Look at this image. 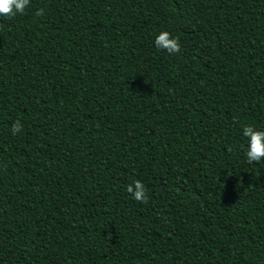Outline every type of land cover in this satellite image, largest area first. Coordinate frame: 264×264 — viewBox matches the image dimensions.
<instances>
[{
    "label": "trees",
    "instance_id": "1",
    "mask_svg": "<svg viewBox=\"0 0 264 264\" xmlns=\"http://www.w3.org/2000/svg\"><path fill=\"white\" fill-rule=\"evenodd\" d=\"M245 126L264 130V0L0 16V264H264Z\"/></svg>",
    "mask_w": 264,
    "mask_h": 264
},
{
    "label": "clouds",
    "instance_id": "2",
    "mask_svg": "<svg viewBox=\"0 0 264 264\" xmlns=\"http://www.w3.org/2000/svg\"><path fill=\"white\" fill-rule=\"evenodd\" d=\"M31 0H0V16L14 17L23 14L25 9L30 5ZM43 9H40L39 15H43ZM155 44L160 49H165L169 54H175L181 51L179 37L173 38L167 31L161 32L155 40ZM23 128L20 121L12 125V133L16 135ZM243 135L247 138V147L245 156L249 163L260 162L264 160V130H258L254 126H245ZM128 193H132L136 201L141 203L147 202V193L144 184L140 180L134 182V186L129 184L126 187Z\"/></svg>",
    "mask_w": 264,
    "mask_h": 264
}]
</instances>
